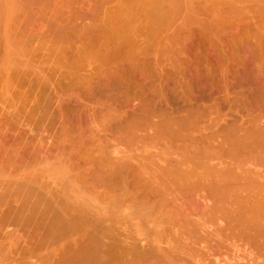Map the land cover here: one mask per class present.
<instances>
[{"label":"rangeland","instance_id":"rangeland-1","mask_svg":"<svg viewBox=\"0 0 264 264\" xmlns=\"http://www.w3.org/2000/svg\"><path fill=\"white\" fill-rule=\"evenodd\" d=\"M115 1L117 0H0V140L3 139L2 135L9 138L3 140L6 142L5 147L0 141L1 152H7L6 155L3 153L5 157L0 152V182L3 180L31 181L35 178L53 189L60 188L62 183L75 178V175L79 176L75 174L79 170L78 167L74 169L75 161L76 163L81 162L79 164L82 165L83 171H87L89 168V170H93L92 173H96L99 158L105 154L110 155L113 160L115 159L114 162L118 157L120 159L123 157L122 160L126 157L130 163L134 159L138 162H132L138 164L144 158H148L147 160L150 162L155 161L161 166L162 160L164 162L165 158L171 157L172 160H176L177 157L178 159L180 150L174 148V153L177 154H173L174 156L171 155V151L175 145L182 143L183 136L184 139L186 138L183 143H189V140L191 142L193 137L195 138L193 141L201 142L205 137L216 134L218 129V134L215 135L217 140L221 142L223 136V140H226L230 136L228 133L238 128L237 124L239 126L240 123L242 126L241 123L245 122L243 125H247L250 116L257 113L255 110L260 104L257 102H262V100L264 102V37L262 36L264 33L261 32L264 30V15L261 17L264 10L263 12L259 10L264 7L262 4L264 0H260L262 5L257 0L254 2L258 4H254L252 0H244L247 4L243 0H186L187 3L184 0H174L176 2L173 3L172 0L173 4H169L168 7L166 0L165 2L160 0L163 4H167L164 6L161 3L160 11L157 8V12H161L160 15L155 13L156 7H159V5H155L158 1L154 3L155 11L153 6L151 7L153 8L151 10L154 11H151V14L149 8L138 9L139 2H132L133 12L130 19L135 20L138 10H140V19L139 14L137 18L139 21H136L135 24L130 22L131 25H125V28L120 21L116 31L117 33L121 31L120 37L127 35L128 40H132V36L134 38L137 36L138 39L135 38L137 41L134 42H137L136 46L139 49L135 45L134 47L129 45L131 42L130 40L126 41L125 37L122 38L126 41L125 44L130 43L120 46L121 43L117 42L121 38H118L116 43L121 47L119 48L115 43L120 50L117 51L118 54L115 53L118 50L115 44L112 43L115 48L110 44L111 40L109 45L101 43L103 36L112 34L113 28L110 27L114 25L111 24L112 26L108 28L107 24L99 23L105 17L103 13L106 15L107 11L110 12L111 9L114 10L117 7L118 4ZM119 2L123 4L124 1L120 0ZM233 2L239 3L233 4ZM151 3L150 5H152ZM128 6L130 7L129 3L126 4L125 9ZM120 7L122 6H119L118 9ZM131 8L125 13L130 14ZM257 8L259 9L256 10ZM142 9L147 10L143 11ZM240 9L242 10L240 11ZM248 9L249 11H247ZM115 10L118 11L117 8ZM115 12L111 14L117 15L118 13ZM95 13H97V17L94 16ZM125 13L124 15H126ZM238 13L240 14L238 15ZM120 15L123 18L124 15ZM130 15L124 17L129 20L128 16ZM98 16L100 17L99 21L97 20ZM107 19L110 20V18ZM126 21L123 18L124 24ZM128 22L126 23L128 24ZM108 24L110 25L109 22ZM261 25L262 30H260ZM135 28L137 32H142L141 35L139 32V35L131 34ZM136 31L135 33L138 34ZM98 35H101L102 38H100L101 36L97 38ZM140 37L142 40L144 38L149 40L148 45L145 46V39L141 41ZM138 40L144 46L139 45ZM104 46L107 47L106 50H103ZM99 49L100 52H97ZM78 54L81 56L86 54V56L81 57ZM113 54L116 57H113ZM97 63L100 66H97ZM78 64L81 65L78 66ZM111 72L114 74L113 76H111ZM81 96L82 98H80ZM254 99L255 101L258 99V101L255 102ZM124 100L126 101L124 102ZM240 103L244 111L241 109ZM244 106L247 107V111L252 110L247 112ZM247 116L249 118H246ZM167 125L173 130L181 132L179 134L182 135L177 134L178 136L174 137L175 139L172 141L176 142H172L175 143L173 146L169 143L172 147V150L168 149L169 151L166 150L168 144L165 146L163 143L165 140L161 138L163 135H159L161 129L164 130L163 132L167 131ZM246 125L244 128L239 127L241 131L245 129ZM78 128L79 130H77ZM71 132L72 134H70ZM67 133L68 138H66ZM155 133L157 137L160 136L159 139L163 140L165 149L162 145L160 146L161 141L158 142L159 139L155 137ZM73 134H76L75 139L82 138L81 142H84L82 147L75 150L71 145ZM79 135L82 136L79 138ZM11 137L14 139L20 137L21 139L19 138L20 141L16 139L15 143ZM71 138L72 140H70ZM214 142H216L213 143L214 145L220 143ZM73 144H75L74 140ZM16 146L21 147V150L24 148L22 152L24 158L21 161L17 158L19 150L15 149ZM168 152L170 157H168ZM183 152L184 150L180 151L179 155H182ZM74 158L76 159L74 160ZM179 159L181 158L179 157ZM166 162L167 160L164 164ZM77 166L80 168V165ZM83 174L84 172L82 177L79 176V181L84 179ZM158 183L160 184V182ZM133 184L130 187L134 186ZM118 185L119 183L96 188L92 192L93 207L98 211L114 209L111 197L114 193L119 194ZM115 186L118 187V191L115 190L117 188ZM142 186L140 187L142 188ZM140 187L137 188L136 185L137 189L135 186L128 188L132 193L135 190L138 193L144 190L145 195L150 193L147 185H145L147 190L145 187L143 190L139 189ZM171 188L167 184L162 185L159 188L160 194L157 191L155 195L154 192H151L152 198L164 196L163 198L167 197L172 200L178 193L176 190L173 191L175 188ZM144 194L142 193V195ZM11 199L9 198L6 202L12 201ZM198 200L202 203L200 198ZM198 200L195 202L199 203ZM7 203L5 205L1 203V205L3 204L2 207L0 205L1 212L6 210L4 208H9L6 206ZM194 219L198 218L194 217ZM213 225L212 227L209 222L205 223L207 229L212 227L214 230L217 224ZM213 235V237L208 236V240L205 237L198 240L197 243L192 241L194 244L191 243V245L181 242L180 247L178 246V257L173 264H264L263 255H259L263 257L259 258L258 253H255L256 255L252 253L256 251L262 254L258 251L260 249L252 248L250 245L242 244L241 246L240 243L239 249H237V246H234L235 248L232 246L234 241L231 242L225 234L219 237L215 233ZM202 239L204 242H201ZM251 250L253 251L251 252ZM250 252L251 255L259 259H253ZM216 258L220 260L216 261Z\"/></svg>","mask_w":264,"mask_h":264},{"label":"bare ground","instance_id":"bare-ground-1","mask_svg":"<svg viewBox=\"0 0 264 264\" xmlns=\"http://www.w3.org/2000/svg\"><path fill=\"white\" fill-rule=\"evenodd\" d=\"M119 1L117 0L115 2H117L119 6H122L120 7L121 9L120 8L118 9L119 6L116 3L115 4L117 5V7H115L114 10L110 8L112 11V12L110 11L111 13L115 12L116 11L115 9L117 8L118 11H116L115 13H118V14L113 15L109 11H107L108 13L105 12L106 15H104L103 13V16L105 17L98 14L100 17L102 16L104 20L106 18L105 23H104V20H102L103 18L101 19L102 21L101 20L99 21L100 17L98 16L97 20L99 21V23H101L102 25L107 24L108 28L112 25L115 26L116 24L121 23V22L123 24L122 25L123 27L125 25L128 26L130 22L131 24L132 23L135 24V22L136 21L138 22L140 19V14H139L140 10H138L139 19H137L138 14H137V17L135 14L136 19L135 20L132 19L134 20L132 21L130 19L132 18V12H133L131 8L133 6L132 2L134 3L139 2V5L137 4L138 6H140L138 9L140 8L148 9L149 8L150 14L153 8L155 7V5L157 6L159 5V7H156V11L154 8L155 13H158L157 15L161 14V12H157V8L160 11L161 10L160 4L161 3L163 4V2H165V0L164 1L161 0L163 2H160V0H152V3H151V0L150 1L149 0H132V1L123 0L124 2H127L126 4L129 3L130 5V7L128 6L129 8L127 7V9H125L126 4L124 2L122 4V2H119ZM156 1H158L159 4L157 2V4L154 5ZM168 1L166 0V3L168 5L167 4H163V5L164 6L167 5L168 7L169 4H173L174 2H176L173 0V3H172V0H171L168 3ZM180 1H183V0H180ZM246 1H249V0H246ZM252 1L254 2L256 0H252ZM259 1L257 0V2L261 4V1L263 0H261L260 2ZM149 2L152 5H150ZM184 2L187 3L186 0H184ZM234 3L236 4L239 2H233V4ZM258 3L254 2V4H258ZM143 4H145V6H143ZM249 4L253 5V3H250V2ZM262 4L264 6V1L262 2ZM152 6L153 8H151ZM130 8L132 10L130 11L131 15L128 13L126 14L125 12H128ZM233 8L235 9V7ZM262 8L261 9L257 8L256 10L259 9L261 10V12H263L264 7ZM171 9H173V7ZM221 9L222 11H225L223 10V8ZM242 9H240V11ZM124 10H127V11H124ZM101 11L102 9L100 10V12ZM247 11H249V9ZM119 13L123 15L124 13L126 15H130L128 16L129 20L124 17L126 15L123 16L124 21H126V19L127 21H129L128 24L126 23L127 21L125 22V24L123 23L122 15H120ZM239 14L240 13H238V15ZM218 15L220 16L219 13ZM262 15L264 14L261 13V17ZM94 16L97 17V13H95ZM107 18H110V20ZM108 22L110 23V25L108 24ZM114 26L110 27L111 29L113 28L111 30L112 34H110V36L105 35L102 38L101 35H98L97 38L101 36L100 38H102V40L104 39L103 41L101 40L102 45L104 44L107 45L111 40L112 42L110 44L114 47L113 44H115L116 41L119 40L118 38L122 39L125 37V39H127L126 38L127 35L124 37H120L119 34H121V31L120 33L118 31L117 33L116 28H119V24L116 25V27ZM134 30L136 31L137 29L135 28ZM260 30H262V25H261ZM135 31H133L134 34L133 33L131 34L139 35L140 33L141 35L142 33L139 31L138 33L136 31L138 33L136 34ZM261 32L264 33V30ZM262 36L264 37V35ZM132 37H131L132 40L129 39L131 42V44L129 45L131 46L133 45L134 47V45L136 46V43H137V42L135 43L134 41L138 38H136L137 36L135 37L136 39ZM139 39L143 41L145 38L142 40L140 37ZM120 40L119 42H117L119 44L121 43L120 46L121 45L125 46V45H128V43H130L128 42L127 44H125L126 41H129L128 39L126 41L122 39L121 42ZM146 40L147 39H145V41ZM145 41L144 43L146 46L148 45L149 40H147L148 42L146 41L147 44ZM139 42L140 41L138 40V43ZM116 44H115V47L117 48L119 45L117 44L118 46H116ZM140 44L142 43H139V45ZM142 45L144 46V44ZM120 46L119 48H121ZM104 48L105 49L103 50L107 49L106 46H104ZM119 48H117L118 50H116L115 53L118 54L117 51H120ZM100 49L99 51L97 50V52H100ZM147 50H148V47H147ZM142 52H143V49H142ZM108 53L110 54V52ZM137 53H140V52H137ZM84 56H86V54ZM112 56L116 57L114 56V54ZM138 57H140V55ZM109 58L110 56L108 57L107 61L109 60ZM144 60H147V59H144ZM100 61L102 62V60ZM93 62H95V60H93ZM131 63L132 62H130V64ZM80 65L78 64V66ZM97 66H100V65L98 64ZM84 67H86V65H84ZM102 68L101 70L103 71ZM111 69H114V68H111ZM115 70H117V68H115ZM113 75L114 74L111 72V76ZM123 76H126V75H123ZM260 95H261V92H260ZM80 98H82V96ZM125 101L126 100H124V102ZM250 101L252 102V100ZM257 104H259L258 108H256L257 110L254 109L255 111H257V113L255 115L253 114L252 117L250 116V119L247 120L248 124L247 125L245 124L246 125L245 129L241 131V128H244L245 126L243 125L245 123L243 121L244 123H241L243 127L240 125V123H239V126L237 124L238 128L233 129L232 132H230L229 130L230 133H228V136L229 135L230 136L226 138V140H223L224 138L223 136L221 142L217 140V138L215 137V135L218 134L217 133L218 129H217L216 134H213L214 136L211 135V137L210 136L205 137V139H202L201 142L199 140H198L199 142L196 140L198 143L195 140L193 141V139H195L194 137L193 139L190 137L191 142L189 140L190 138L189 139L187 138L189 140V143L188 142L183 143V141L186 139V138L184 139V136H183V141H182L183 144L181 143L180 145H175L172 148L171 146L175 144L172 142H176L172 140H174L175 139L174 137L178 136L177 134L181 132L179 131L177 132L176 130H173L170 126L168 127L167 125V128H168L167 131L165 130L166 132H163L164 130L162 131L161 129V132L159 133V135L161 136L163 135V137L161 138L165 140L163 142L165 143V146L166 144H168L166 146L168 147L166 150L169 151L173 149V151H171L172 153L170 152L171 155L173 154L177 155L176 153H174V148H177V150L178 151L180 150L181 152L184 150V152L182 153V155H179L180 154V151H179L178 159L175 156L176 160H172V158L170 157L171 155H169V152H168L167 153L168 157H170L169 159L171 160L166 159V158L164 159V156H163L164 162L167 160L165 164L162 160L163 166L162 165L159 166L160 163H157L155 161L150 162L149 160H147L148 158L147 159L144 158L143 161L139 162L138 164L133 163V162L135 163L138 162V161H134V159H132L133 162L131 161V163L133 164H131L129 162L130 160L127 158L129 160L128 161L126 157L124 158V160H122L123 157L121 159L118 157L117 161L114 162L115 159L113 160V158H111L110 155L105 154V155H102L101 158H99L98 168L97 170H95L96 173H92L93 170L91 171L89 170V168L87 171L85 170L83 171L82 169L83 167H81L82 165L79 164L81 162L76 163L75 161L76 165L74 164L75 165L74 169H77V167L79 169L77 171L78 173H75V174H78L79 176H81L82 173L84 172L83 174L84 179L79 181L78 180L79 176L73 174L76 177L72 176L75 178H72L71 180L69 179L68 182L66 183H62L60 185V188L57 187L56 189L55 188L53 189L51 186H48L45 183L40 182V180L39 181L35 180V178L31 179V181H24V180L23 181L15 180L14 182H11L9 180L1 181L0 191L1 190L2 191L0 192L1 193L0 194V205L1 203L5 205L7 203L6 201L9 198L10 199L12 198L11 199L12 201H9L6 205L9 208H4L6 210H2V212L0 210L1 212L0 214V264H173L176 261V258L178 257L177 254H179V247H180L179 244H181V242L183 243L185 242L184 244L186 245H191V243L194 244L192 241L197 243V241L200 240L201 238L206 237V239L208 240L207 237L208 236L213 237L214 233L217 237L225 234L228 238H230L231 242L234 241V245L232 244V246L233 247L237 246V249H239L240 244L241 246L242 244L245 246L250 245L252 246V248L254 247L256 249L257 248L260 249L258 251H260V253L262 252V254H259V252H256V251L252 252L253 250H251V252L254 254L258 253L257 254L258 257L263 258V257H260L259 255L264 256V102L262 100V102H257ZM241 109L243 110V106ZM246 109L247 107L245 108V110ZM61 118L63 119V117ZM246 118H249V117L247 116ZM147 121H144V122H147ZM72 123H74V121ZM60 125L62 126V124ZM240 126L241 128H239ZM77 130H79V128ZM236 131L237 132L239 131L242 134L238 132L240 134L239 135ZM19 133L21 134V132ZM70 134H72V132ZM17 135L22 136L19 134ZM66 135H67L66 138H68V133ZM73 135H74L73 140L75 144H73L72 138L70 140H72V143H71L72 149L75 150L77 148L82 147V143L84 142H81L82 138H80V136L82 135H79L80 141L77 140V138L75 139L76 134H73ZM2 136H3V139L2 141L1 140L0 141L1 143L4 144V147H5L6 142L3 140L8 138V136L7 137L6 135L5 136L2 135ZM144 136H147V135H144ZM155 137L158 138L160 136L157 137L155 133ZM219 137H220V134H219ZM19 138L15 137V139L14 138L12 139H14L13 141H15L16 139L20 141L21 138L20 139ZM12 139H10V141H12ZM163 140L159 139L158 142L161 141L160 146L162 145V147L164 148V144L162 143ZM214 141H218L220 143L218 144L217 142L218 145H214L213 143H216ZM169 143L171 144V146ZM12 147H15V146H12ZM21 147H19L20 149L18 147L15 148L17 151L19 150L17 153V158L19 161H21V159L24 158V155L22 154L24 148L23 150H21ZM3 153L6 155L7 152L6 151L1 152V155L5 157ZM179 157L181 159H179ZM78 158L80 157L78 156ZM75 159L76 158H74V160ZM214 162H216V164H214ZM77 165H80V168ZM217 166L218 167L223 166V167L218 168ZM131 181L132 183H134L133 185L135 186V188H136V185H137V188L143 185L142 188L141 187L139 188L142 190L145 187V185H147V187H149L150 193H147L145 195L143 192L144 190L143 191L139 190L141 191L140 193H138V191L135 190L136 192L133 191V193L135 192L133 194L132 191L129 189V188L134 187V186L130 187L132 184L130 183ZM158 182H160V184ZM161 182H163L164 184L163 183L161 184ZM118 183H119L118 186H119L120 192L119 194L114 193L115 196L113 195L111 197L113 199L112 202L115 208L110 211L96 210L93 207L94 203L92 201L94 197H93L92 192H94L96 188H99V187L101 188V186L107 187L108 185H114V184L117 185ZM128 183H130V185H128ZM165 184H167L169 188L170 187H172L173 189L175 188L173 191L175 192L176 190L178 195L177 196L175 195L176 197L173 195L174 198H172L173 196L171 197L172 200L169 198L170 201L169 199H167V197L163 198L164 196L162 194L161 195L163 197L152 198L153 194L155 195L156 191L157 193H159V188H161L162 185H165ZM87 188H89L90 190L88 191ZM115 190L118 191V187L115 188ZM151 192H154V193L152 194ZM130 193L133 195L131 196ZM142 193L144 195H142ZM189 193H192V194H189ZM196 196H199V197H196ZM198 198L202 200V203L198 200ZM196 200H198L199 203L195 202ZM1 207L0 209H2ZM194 217L198 219H194ZM207 222H209V224H211L212 227L214 226L213 224H215V226L217 224V227H214V230L212 229V227L211 229L210 227L209 229H207L208 228L207 224H206L207 228L205 227V223ZM207 230H213V231L208 232ZM204 231L205 233H202ZM203 240L204 239H202L201 242H204ZM251 252H250V256L253 257V259L258 258L256 256L254 257L253 255H251L252 254ZM214 256L217 257L216 255ZM218 260L220 259H217L216 261Z\"/></svg>","mask_w":264,"mask_h":264}]
</instances>
